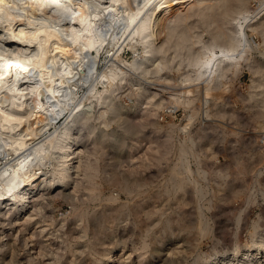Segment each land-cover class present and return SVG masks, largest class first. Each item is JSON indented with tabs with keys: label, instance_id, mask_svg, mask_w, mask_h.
I'll use <instances>...</instances> for the list:
<instances>
[{
	"label": "rangeland",
	"instance_id": "rangeland-1",
	"mask_svg": "<svg viewBox=\"0 0 264 264\" xmlns=\"http://www.w3.org/2000/svg\"><path fill=\"white\" fill-rule=\"evenodd\" d=\"M247 1L237 20H225L231 23L219 18L212 23L209 13L200 17L195 8L201 1L195 2L197 7H189L193 13L182 19L178 30L167 26L159 34L161 48L153 60L132 71L128 81L84 118L88 127L81 134L83 151L77 152L78 173L65 195L48 199L47 192L35 190L27 209L12 200L0 204V264H97L116 246L125 247L117 264H192L218 249L233 250L259 240L264 234V39L257 27L264 22V13L258 22L264 0ZM215 30L232 34L239 43L234 42L232 50L224 48ZM183 31L186 37L181 36ZM114 45L99 53L100 69L110 58L105 52L112 55L118 49ZM141 50L139 46L134 53L127 47L121 56L130 61ZM230 54L231 60L226 56ZM258 80H263L261 89ZM151 87L159 88L158 94L144 100L142 108L114 113L118 107H134ZM256 91L262 94L254 97ZM31 98L33 107L27 110L35 122L48 107L36 104L40 96L35 93ZM101 110L107 113L101 115ZM68 112L27 146L59 128ZM7 144L1 145L0 169L21 152L15 143ZM5 176L0 178V194L6 193ZM35 206L38 212H32ZM172 252L174 258L168 255ZM30 255L33 261L28 260Z\"/></svg>",
	"mask_w": 264,
	"mask_h": 264
},
{
	"label": "bare ground",
	"instance_id": "bare-ground-1",
	"mask_svg": "<svg viewBox=\"0 0 264 264\" xmlns=\"http://www.w3.org/2000/svg\"><path fill=\"white\" fill-rule=\"evenodd\" d=\"M195 2H200V4H197L199 8L197 10L195 8V13L198 11L199 16L201 15L202 18L207 17L209 13L208 17L213 18L212 23H216L214 21L217 18L221 21L235 19V17L237 18L238 15L246 10V5H248L247 0H0V153L5 143H12L11 145L15 143V147H11L21 149L18 157L15 155L16 158L5 160L0 169L2 173L0 174V178L3 175H6L8 178V180L3 179L5 180L3 183L7 184V187L5 188L6 193L0 194V204L4 201L8 202V200H12V202L18 203L19 207L27 209V203L31 199V194L36 192L35 190L47 192L49 199L59 197L64 193L63 191L71 187L73 179L75 178L74 176L78 173V162L81 159L78 160L77 156L81 154L79 147L82 144L80 143L82 142L81 140H83L81 139L83 137L81 134L87 126L86 120L84 119L86 115L89 118L95 104L98 103V105H101L105 103L114 88L120 87L119 85L123 81L130 79L132 71H138L143 66V63L148 62L149 59L150 61L153 60L155 50L158 47L161 48L159 45L162 42L159 40V34H162V31L168 27L169 30L170 27L177 28L178 30L182 19L193 13H191V8L189 9V7ZM194 5L197 7L196 4ZM263 13L264 10L258 22H260ZM246 16L248 15L245 14L243 19ZM202 20L204 21V19ZM181 23L184 22L182 21ZM210 23L208 22V24ZM260 24L258 23L257 33L258 35H262L263 37H261L264 39V22L261 26ZM222 27L226 26L222 25ZM222 27L220 26V29ZM254 27L252 26V28ZM216 29H218L217 26ZM213 32H216L217 37H220L221 40L223 39V41H219L223 42L225 45L224 48H234V42H238L235 41L231 33V36H229L222 30H215ZM226 32L228 33V31ZM181 36L186 37V32L183 31ZM108 44H115L114 46L118 49L112 55H110V50L105 52V56L110 58L107 59V63L103 69H100L98 55L102 48L107 47ZM139 46L142 50L132 60L126 61L121 56L124 48L128 47V49L136 53ZM197 52L200 53L199 51ZM202 53L200 54L204 55V52ZM200 54L198 55L200 56ZM226 56L230 59L231 54ZM211 58L213 57L211 56ZM159 61H161V58L156 61L158 62L156 63L158 69L159 66H162ZM162 61L164 62L163 59ZM197 61L201 63L199 62L201 60L198 59ZM205 62L209 64V61H204L203 64H206ZM203 66L207 67V65H202L201 67ZM146 68L148 69V67ZM141 71L143 73V69ZM258 81L260 85H258L257 81V84H255L261 89V81L263 80ZM84 88H87V91L82 94ZM156 90H159V88L151 87L145 90L134 107L128 108L122 106L116 109L114 108V113L135 112L142 108V102L144 100L153 98L154 95L158 94ZM261 92L256 91L253 96H259V94H262ZM34 93L40 96V100L39 102L36 101V104L42 103V105H45L47 103L48 107V110L44 111V113L41 111L44 117L34 113L36 114L35 116L39 115V118L36 117L38 120L35 122L30 116L32 112L30 113L27 110L33 103L31 95ZM174 94L176 93H173V96ZM180 94L183 96L184 93ZM32 107L33 105L30 106L29 110ZM42 108L44 107L42 106ZM36 111L38 112V110ZM66 111H69V115L59 128L50 132L44 139L36 140L37 142L34 145L27 146L29 142L45 133V130L53 125L57 117L63 115ZM106 113V110H101L100 114L104 115ZM32 117L34 119V116ZM8 147L10 148V146ZM8 150L6 149L5 151L8 152L7 154H10V150ZM77 152L79 155H77ZM5 157L7 159L8 155ZM74 190L76 189L74 188ZM38 200L40 198L36 201ZM36 201L34 200L33 203ZM40 204L42 203L40 202ZM34 208L32 212H35L37 206ZM36 214L33 213V215ZM30 216L28 218L32 220L34 216L32 218ZM22 221L23 223L25 222V220ZM236 222L240 221L236 220ZM256 230L254 232L255 235ZM204 232L203 235L205 234ZM25 238L27 239V236ZM116 247L109 250L106 258L103 261L99 260L97 264H117L125 247H121L120 249ZM173 254L174 252L168 255L173 257ZM28 260L33 261L31 255L28 257ZM197 262L198 264H264V234L260 236L258 241L253 242L251 245H236L233 250L226 247L225 249H218L203 258L201 256L198 257Z\"/></svg>",
	"mask_w": 264,
	"mask_h": 264
},
{
	"label": "built area",
	"instance_id": "built-area-1",
	"mask_svg": "<svg viewBox=\"0 0 264 264\" xmlns=\"http://www.w3.org/2000/svg\"><path fill=\"white\" fill-rule=\"evenodd\" d=\"M263 142H264V133H263Z\"/></svg>",
	"mask_w": 264,
	"mask_h": 264
}]
</instances>
